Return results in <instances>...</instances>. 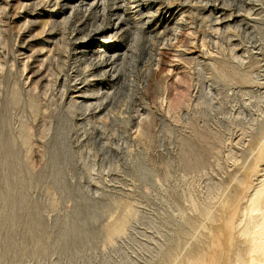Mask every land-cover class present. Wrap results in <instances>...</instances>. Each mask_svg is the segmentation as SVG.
Listing matches in <instances>:
<instances>
[{
    "label": "rangeland",
    "instance_id": "374dc122",
    "mask_svg": "<svg viewBox=\"0 0 264 264\" xmlns=\"http://www.w3.org/2000/svg\"><path fill=\"white\" fill-rule=\"evenodd\" d=\"M263 180L264 0H0V264H262Z\"/></svg>",
    "mask_w": 264,
    "mask_h": 264
},
{
    "label": "bare ground",
    "instance_id": "6f19581e",
    "mask_svg": "<svg viewBox=\"0 0 264 264\" xmlns=\"http://www.w3.org/2000/svg\"><path fill=\"white\" fill-rule=\"evenodd\" d=\"M259 190L254 195V199L249 206L250 215L257 218V224L253 227H245L242 232L240 243L244 244L247 249L246 259L252 260L251 257H257L258 261L264 264V180ZM259 215L257 216V213ZM263 214L261 218L260 215ZM261 218V219H260ZM259 223V224H258ZM258 228V229H256ZM242 249L237 247L236 256H241Z\"/></svg>",
    "mask_w": 264,
    "mask_h": 264
}]
</instances>
